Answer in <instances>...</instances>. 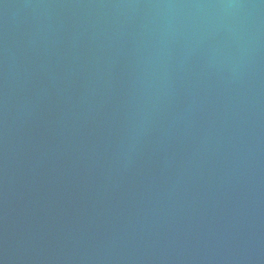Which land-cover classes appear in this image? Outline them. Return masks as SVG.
I'll use <instances>...</instances> for the list:
<instances>
[{"label":"water","instance_id":"water-1","mask_svg":"<svg viewBox=\"0 0 264 264\" xmlns=\"http://www.w3.org/2000/svg\"><path fill=\"white\" fill-rule=\"evenodd\" d=\"M0 264H264V0H0Z\"/></svg>","mask_w":264,"mask_h":264}]
</instances>
